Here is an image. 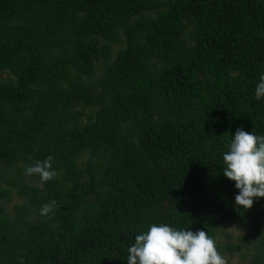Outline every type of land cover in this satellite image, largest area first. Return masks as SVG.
Listing matches in <instances>:
<instances>
[{"label": "trees", "instance_id": "16d2710c", "mask_svg": "<svg viewBox=\"0 0 264 264\" xmlns=\"http://www.w3.org/2000/svg\"><path fill=\"white\" fill-rule=\"evenodd\" d=\"M262 73L264 0H0V264H127L153 223L264 264V197L222 172Z\"/></svg>", "mask_w": 264, "mask_h": 264}, {"label": "clouds", "instance_id": "9594fccd", "mask_svg": "<svg viewBox=\"0 0 264 264\" xmlns=\"http://www.w3.org/2000/svg\"><path fill=\"white\" fill-rule=\"evenodd\" d=\"M257 100L264 97V73L254 88ZM222 154L223 175L234 181L238 192L234 194L237 209H249L254 199L264 197V135L237 127ZM51 155L26 166L27 174H38L41 181L55 175ZM51 205H44L41 214ZM127 264H226L218 253L214 240L204 229L192 231L174 228L166 223H153L147 231L135 235L127 249Z\"/></svg>", "mask_w": 264, "mask_h": 264}, {"label": "rangeland", "instance_id": "374dc122", "mask_svg": "<svg viewBox=\"0 0 264 264\" xmlns=\"http://www.w3.org/2000/svg\"><path fill=\"white\" fill-rule=\"evenodd\" d=\"M225 229H226L225 231L230 233L233 238H235L237 236L238 232L233 229L230 222H227ZM222 238L225 239L224 237H222ZM222 257L224 258L226 264L237 263L239 260L237 255L236 256L234 255L231 257V256L225 254Z\"/></svg>", "mask_w": 264, "mask_h": 264}]
</instances>
